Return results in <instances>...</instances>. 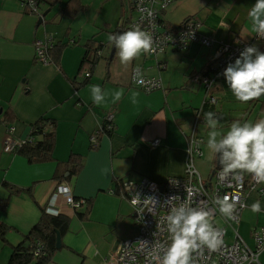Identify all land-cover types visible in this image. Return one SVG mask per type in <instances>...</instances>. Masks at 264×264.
Masks as SVG:
<instances>
[{"label": "crops", "instance_id": "0c3cea01", "mask_svg": "<svg viewBox=\"0 0 264 264\" xmlns=\"http://www.w3.org/2000/svg\"><path fill=\"white\" fill-rule=\"evenodd\" d=\"M67 1L40 0L39 11L45 17L38 25L41 18L26 14L18 0H0V121L7 110L15 116L9 125L0 124V200L9 199L6 209L0 210V225L9 227L6 245L0 242V264L8 261L10 248L20 243L21 236L45 212L46 202L58 185L51 180L54 163L31 165L19 155L2 152L8 127L14 129L15 140L23 141L28 138L31 125L40 116H48L57 124L53 159L64 163L71 153L83 158L81 173L66 185L75 199L90 200L89 212L87 219L81 220L76 212H82L84 206L77 211L64 210L69 225L61 237V248L52 256L54 264H100L121 242L136 236L131 207L119 194L122 183L147 179L163 184L169 178L184 176V137L190 133L197 107L186 106L187 96H181L174 106L169 92L188 91L184 86L209 65L212 50L193 43L183 52L168 51L157 57L142 53L122 64L118 50L108 40L110 34L122 33L117 22L111 25L118 0H79L82 9L71 19L62 14ZM255 2L168 0L161 17L173 29L193 18L200 23L199 33L203 36L223 41L240 39L264 52V42L255 40L248 19ZM123 7L120 1L118 22L125 12ZM45 37L52 38L63 50L57 62L52 61L49 52L51 62L41 66L34 62L33 44ZM90 61H94L92 68ZM137 66L143 68L144 75L159 78L164 89L146 94L133 87L130 76ZM87 72L90 76L86 80ZM222 81L225 78L217 85L229 92L222 87ZM97 84L109 94L122 89L124 96L112 103L109 95L106 103L98 106L91 98V86ZM263 98L239 101L241 107L236 111L241 115L229 119L228 127L235 120L242 122L250 107L259 105ZM222 102L217 103L216 118ZM109 109L115 111L114 130L111 135H98V147L93 149L89 136ZM156 139L161 143L152 148L150 143ZM196 166L200 172L205 170L201 160ZM3 182L22 192L9 196ZM28 188L30 195L24 191ZM256 201L262 210L254 213L251 205ZM246 205L238 225L241 233L237 230L251 247V230L264 226V197L252 192ZM260 259L264 264V253Z\"/></svg>", "mask_w": 264, "mask_h": 264}, {"label": "built area", "instance_id": "2783aa9c", "mask_svg": "<svg viewBox=\"0 0 264 264\" xmlns=\"http://www.w3.org/2000/svg\"><path fill=\"white\" fill-rule=\"evenodd\" d=\"M18 2L26 14L41 18L39 0H18ZM126 2L129 6V15L125 19L121 17L118 28L125 32L133 26H139L149 32L153 37L155 51L145 55L157 57L168 51L183 52L193 43L212 50L208 69L197 76H192L191 80L204 88L205 96L202 104L205 102L209 106L216 107L218 99L213 96L212 90L223 78L219 74L228 63L235 61L246 46L251 44L240 39L223 41L203 36L199 33L200 23L194 19L185 20L178 28H169L161 17L162 12L167 9L168 0H126ZM255 40L264 42V37H259L255 33ZM53 44L50 37L34 41L36 64L46 66L51 62L49 51ZM97 55H100V52H97ZM89 76L90 73L87 72L85 77ZM130 81L133 87L146 94L164 89L159 78L144 75L140 66L133 68ZM114 116L113 109L104 112L96 131L89 136L91 148L98 147V135L106 131L113 132ZM200 118V111L195 110L190 133L184 137L185 170L182 178H169L163 184L147 179L121 184L119 194L132 209L137 234L134 238L121 242L118 249L107 254L100 264H160L163 251L171 242L165 218L174 204L185 202L191 207L209 211L211 222L219 232L220 243L217 248L211 250L204 247L197 250L192 254V264H260L259 259L264 253V226H256L251 230V247L241 238L237 226L241 213L247 207L248 195L255 192L260 197H264L263 182H258L254 175L239 170L225 173L220 163L213 172L205 176L200 173L196 166V162L202 158L201 144L204 143L203 139L196 135ZM13 131L12 127H8L2 150L4 154H13L25 142V140H15ZM160 143V140L156 139L150 143V146L155 148ZM225 196L229 198V202L235 200V209L231 218L221 214L218 205L213 203L216 197ZM172 197L175 199H171ZM84 201L76 200L66 184H58L54 193L49 196L44 211L49 216L57 217L65 209L80 210L84 206ZM227 226L234 229L231 243L225 241ZM161 245L164 246L163 249L159 248Z\"/></svg>", "mask_w": 264, "mask_h": 264}, {"label": "clouds", "instance_id": "9594fccd", "mask_svg": "<svg viewBox=\"0 0 264 264\" xmlns=\"http://www.w3.org/2000/svg\"><path fill=\"white\" fill-rule=\"evenodd\" d=\"M248 19L251 30L257 36L264 37V0H256L248 12ZM108 40L118 50L122 64L130 63L142 53L155 51L152 35L139 26H133L120 34H110ZM219 75L225 78L238 101L248 102L261 97L264 95V52L257 45L246 46ZM109 95L111 102L116 103L122 99L124 92L121 89L109 94L98 84L91 86V98L96 105L106 103ZM132 101L135 103V95ZM204 121L210 129L207 147L218 154L223 171L239 170L254 175L258 182H264V119L256 123L235 120L226 132L222 131V125L214 112L204 113ZM213 203L218 205L221 214L232 217L235 200L229 202L227 196L216 197ZM261 210L259 201L251 205L254 213ZM165 220L171 242L163 251L160 264H192L194 252L204 247L215 250L220 243L219 232L211 222L209 211L191 207L186 202L174 204ZM159 248L163 249L164 246Z\"/></svg>", "mask_w": 264, "mask_h": 264}, {"label": "trees", "instance_id": "16d2710c", "mask_svg": "<svg viewBox=\"0 0 264 264\" xmlns=\"http://www.w3.org/2000/svg\"><path fill=\"white\" fill-rule=\"evenodd\" d=\"M81 9L79 0H68L63 7L62 14L64 17L71 19L80 12ZM62 50L63 46L55 43L53 44L49 51L53 62L58 61V57ZM88 64H90L89 66L92 68L94 61H90ZM208 67L209 65H206L199 74L203 73L204 70H207ZM219 89L218 85L214 86L212 90L213 96L214 92ZM217 110V107L209 106L204 102L200 108L196 109V111H200V124H205L204 113L214 112L217 115ZM259 112L264 115V98L259 104ZM14 119L15 116L13 113L7 110L3 114L0 124L9 125ZM56 128L57 124L55 120L45 115L40 116L31 125L28 138L25 140L24 144H22L13 154L21 156L31 165L54 163L55 170L51 180L57 181L58 184H66L69 183L71 179H75L81 173L83 169V158L71 153L67 161L64 163L57 162L53 159V150L56 142ZM104 134L111 135L112 132L110 133L106 131ZM216 166V154L214 153L210 173L213 172ZM2 186L7 190L9 196L22 192V190L15 189L14 186H11L6 182H3ZM24 191L29 195L31 194V188ZM8 200V198L0 200L1 211L6 209ZM89 206L90 200H85L83 211L76 212L81 220L87 219ZM68 225L69 218L66 214L62 213L57 217H53L42 212L39 220L31 227L29 232L21 236L20 243L10 248V255L7 264H48L51 261L53 254L57 251L55 248L56 233L62 237L67 233ZM8 231L9 227L3 224L0 225V242L4 245H6V234ZM81 264H83V262H81Z\"/></svg>", "mask_w": 264, "mask_h": 264}, {"label": "rangeland", "instance_id": "374dc122", "mask_svg": "<svg viewBox=\"0 0 264 264\" xmlns=\"http://www.w3.org/2000/svg\"><path fill=\"white\" fill-rule=\"evenodd\" d=\"M120 1L124 4L123 9L125 10L124 13H121V17H123V19H125L127 16V18H128L129 6H128L126 0H118L117 1L118 7L120 6ZM118 7H117L116 15L114 17L112 16V18H111V25H114L117 22V24H118V25L116 24L117 27L121 24L120 21L118 22V19L120 16ZM121 9H122V6H121ZM35 16L37 17V15H35ZM37 19H38V17H37ZM65 20H68V19H65ZM174 54H179V53H174ZM174 63H175V60H174ZM175 73H176V71H175ZM175 73L172 72V75H174ZM221 83H222L223 88H228L225 81H222ZM184 87H185V89H188V91L181 89V90H173V91L169 92V101L174 106H176V105H178L181 96H187V98H185L186 106L199 108L201 106L202 101H203L204 96H205L203 86L199 85L197 88V86H195L191 81H189V84L185 85ZM188 93L190 95H188ZM214 95H216V98L218 99V101L223 100V102L220 104V110L221 111L219 110V115L217 116V119L219 120L220 125H222V131L226 132L229 128L228 123H227L228 120L241 115V112L237 113V111H236L241 107V104L235 98V96L232 94L230 89H229V92H226L222 89H219L216 92H214ZM263 96L264 95H262L261 97H263ZM258 99H260V97ZM197 103H198V106H196ZM251 104L249 105V107L251 106ZM252 106L250 107V110H249L250 112L249 113L247 112L245 114L244 120L241 123H244V122L256 123L257 121L264 118V115L259 112V105L255 104L254 107H252ZM193 121H194V119H191V123L189 126L190 129L192 127ZM209 131H210V129L207 128L206 124L205 125L197 124L196 135L198 137H201L204 141V143L201 144L202 158L200 159L201 162L205 166V170L203 172H200L203 176L209 174L210 165H211L212 160H213V152L207 147V139H208V132ZM131 211H132V209H131ZM237 228L239 229V232L241 233L240 227L237 226ZM225 229L227 232V236L225 238V241L227 243H231L232 238H233V230L234 229L231 226H227V227H225ZM259 262L261 264L262 259H259ZM51 263L54 264L55 261L54 260L52 261V259H51V261L48 264H51ZM5 264H7V261L5 262Z\"/></svg>", "mask_w": 264, "mask_h": 264}, {"label": "water", "instance_id": "95a60500", "mask_svg": "<svg viewBox=\"0 0 264 264\" xmlns=\"http://www.w3.org/2000/svg\"><path fill=\"white\" fill-rule=\"evenodd\" d=\"M44 17H45V14L41 16V19L38 21V25L43 22ZM216 165L217 166L219 165V156H218V154H216ZM55 248H56V250H59L61 248V237H60V235L58 233H56Z\"/></svg>", "mask_w": 264, "mask_h": 264}, {"label": "flooded vegetation", "instance_id": "af4514ba", "mask_svg": "<svg viewBox=\"0 0 264 264\" xmlns=\"http://www.w3.org/2000/svg\"><path fill=\"white\" fill-rule=\"evenodd\" d=\"M118 30H119L120 32H124V31H123L122 29H120V28H119Z\"/></svg>", "mask_w": 264, "mask_h": 264}]
</instances>
